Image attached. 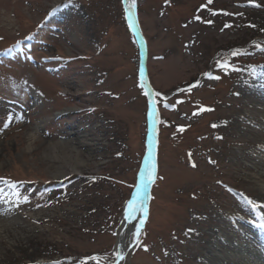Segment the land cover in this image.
I'll use <instances>...</instances> for the list:
<instances>
[{"label": "rangeland", "instance_id": "rangeland-1", "mask_svg": "<svg viewBox=\"0 0 264 264\" xmlns=\"http://www.w3.org/2000/svg\"><path fill=\"white\" fill-rule=\"evenodd\" d=\"M135 15L158 143L121 258L149 109L123 0H0V52L30 40L0 55V264L264 263V0H135ZM62 164L78 171L52 178Z\"/></svg>", "mask_w": 264, "mask_h": 264}, {"label": "bare ground", "instance_id": "bare-ground-1", "mask_svg": "<svg viewBox=\"0 0 264 264\" xmlns=\"http://www.w3.org/2000/svg\"><path fill=\"white\" fill-rule=\"evenodd\" d=\"M131 2H132V0H126L127 7L130 8ZM141 81L143 82L144 80H141ZM158 125H159V116L156 115L154 122H153V126H154L153 135H151V137H149L150 141L148 140L147 162H148V159L150 157V150L152 149L153 141L155 143V149L157 150ZM35 134L36 133L30 134L31 139H36ZM79 143L83 144L84 142L82 143V141H80ZM88 144L93 146V143H88ZM30 147H31V145H29V148ZM151 154H152V150H151ZM154 154H156V151L154 152ZM66 163H68V162H66ZM69 166H71V165H69ZM69 166L67 164H62L61 167H59V168L56 167L55 170L52 172L53 173L52 178H54V179L64 178V177H67L68 175H70L71 173L78 171L76 168H70ZM144 170H146V171H145V173H142V174H144L146 177L149 174H151V172H149V170L146 169L145 167H144ZM142 172H143V170H142ZM146 185H147L146 189H141V194L143 196V205L144 206H145V199H146V195H147V187L149 185V182L146 181ZM0 211H1V208H0ZM143 212H144V207H143V209H138L133 214V216L131 218H129L128 217V203H127V215L125 216V218L121 222L120 234H119V241H120L119 244L121 246V253L120 254L122 257L125 256V254L127 253L129 239H133V241H135L137 239V237H135L133 234L136 232L137 228L140 229V222H141V219L143 216ZM232 219H234L237 222L243 223V224L250 225V223H252L250 219H246L240 213H233ZM261 220L262 221L264 220V218H262V216H261ZM234 262L237 264H250V262H248V260H245V258H240V260H237V261L234 260ZM254 263L255 264H264V263H260L258 260L254 261Z\"/></svg>", "mask_w": 264, "mask_h": 264}, {"label": "water", "instance_id": "water-1", "mask_svg": "<svg viewBox=\"0 0 264 264\" xmlns=\"http://www.w3.org/2000/svg\"><path fill=\"white\" fill-rule=\"evenodd\" d=\"M123 4L125 6V10H126V15H127V19H128V15H129V7H127L126 4V0H123ZM131 15H132V23L129 22L130 27L132 28L133 34L137 40V44L139 47V55H140V64H139V77L141 80H144L141 85H143V89L147 94L148 97V104H149V109H148V140L149 137H151V135H153V122L155 119V116L158 115V107L157 104L155 103V105H153L152 101L155 100V92L153 90V88L151 87V85L149 84L148 78H147V41L146 38L144 36L143 30L141 29L137 16L135 15V7L131 9ZM153 108H155V114L153 115ZM150 141V140H149ZM152 154L148 159L147 162V156H146V163H145V168L150 170L152 169L153 165H154V159H155V143L153 141V145H152ZM147 165V167H146ZM146 170H144L143 168V172L145 173ZM152 182V181H151ZM151 182H149V185L147 187V195H146V199H145V206H144V214L142 217L143 220V224H144V219L146 218L145 215V210H146V214H147V207H148V200L150 197V193H149V189L151 186ZM139 183H140V178H139ZM137 189V188H136ZM134 190L132 197L136 195L137 190ZM131 197V199H132ZM141 220V221H142ZM143 224H141L140 222V227L143 226Z\"/></svg>", "mask_w": 264, "mask_h": 264}, {"label": "snow or ice", "instance_id": "snow-or-ice-1", "mask_svg": "<svg viewBox=\"0 0 264 264\" xmlns=\"http://www.w3.org/2000/svg\"><path fill=\"white\" fill-rule=\"evenodd\" d=\"M135 7V0H132L130 8H129V15H128V19L129 22L132 23V15H131V9ZM209 23H211V21H209ZM239 54V50L234 51L231 53V55L236 56ZM221 67H224L226 70L229 67V65L227 64H222ZM206 75H211L210 73H206ZM217 79L219 77H216ZM143 87V85H142ZM191 89L189 88V91ZM153 105H155V100L152 101ZM153 115L155 114V108H153ZM13 116L11 114H9V116L7 117V121H0V123L3 124V128H0V131H3V129H6L9 127V124L12 122L13 120ZM22 119V117H20ZM215 126V125H214ZM150 156H151V150H150ZM147 167V165H146ZM155 170V165H153V171ZM155 177L152 176L151 174H149L147 177L144 174H141L140 176V184H138L137 187V192L136 195L132 197V199H130L127 203H128V217L131 218L133 216V214L138 210V209H143L144 205H143V196L141 194V189H146V181L147 182H151ZM0 179H3L2 177H0ZM249 204H252L253 207H258V205H256L254 202H252L251 200L248 201ZM145 215H146V210H145ZM262 218H264V214H262ZM141 224H143V220L141 221ZM140 229L137 228L136 232L133 234L135 237L138 238L139 234H140ZM123 258V257H121ZM90 259H95V257H91ZM82 264H86V262H82Z\"/></svg>", "mask_w": 264, "mask_h": 264}, {"label": "trees", "instance_id": "trees-1", "mask_svg": "<svg viewBox=\"0 0 264 264\" xmlns=\"http://www.w3.org/2000/svg\"><path fill=\"white\" fill-rule=\"evenodd\" d=\"M100 177V176H99ZM99 177H91V176H83V178L82 177H80V176H75L74 178L77 180V181H80L81 179H83V182H85V185H86V187L88 186L89 187V189H90V187L91 186H95V185H97V181L99 180L98 178ZM57 185V187L59 188V187H62V186H64L65 185V181H62V182H60L59 184H56ZM87 189V188H86ZM97 209L98 208H96V206L94 205V206H92L91 208H88L87 210L88 211H90V212H92V214H93V212H94V214H95V212H97ZM96 223V222H95ZM95 223H93V224H95ZM93 224H92V227H93ZM96 225V224H95ZM94 225V226H95Z\"/></svg>", "mask_w": 264, "mask_h": 264}]
</instances>
